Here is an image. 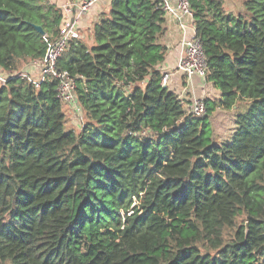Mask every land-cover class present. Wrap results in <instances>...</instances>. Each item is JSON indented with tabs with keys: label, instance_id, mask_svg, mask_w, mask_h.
<instances>
[{
	"label": "trees",
	"instance_id": "16d2710c",
	"mask_svg": "<svg viewBox=\"0 0 264 264\" xmlns=\"http://www.w3.org/2000/svg\"><path fill=\"white\" fill-rule=\"evenodd\" d=\"M188 1L219 92L202 117L160 83L159 0H110L92 44L57 59L78 129L55 80L0 84V263L264 264V0ZM62 21L47 0H0V69L42 58ZM215 108L234 111L226 140L211 138Z\"/></svg>",
	"mask_w": 264,
	"mask_h": 264
},
{
	"label": "built area",
	"instance_id": "2783aa9c",
	"mask_svg": "<svg viewBox=\"0 0 264 264\" xmlns=\"http://www.w3.org/2000/svg\"><path fill=\"white\" fill-rule=\"evenodd\" d=\"M52 2V0H47ZM98 0H69L62 6L63 21L59 35L52 40L44 54L38 60H33L18 71H4L0 69V84H4L11 75L26 79L38 88L47 79L56 81V95L60 101L69 105L82 121V113L76 99V82L67 71L59 70L57 59L66 50L73 39L82 38L79 23L83 15ZM165 15L170 16L182 31L181 53L173 70H162L161 85L177 95L185 111L193 116L202 117L206 113V101L212 100L209 86L212 83L206 79L207 63L199 38L195 35L192 11L188 0H159ZM190 32V35H188ZM32 66L36 74L28 72ZM215 92L218 90L215 88Z\"/></svg>",
	"mask_w": 264,
	"mask_h": 264
},
{
	"label": "crops",
	"instance_id": "0c3cea01",
	"mask_svg": "<svg viewBox=\"0 0 264 264\" xmlns=\"http://www.w3.org/2000/svg\"><path fill=\"white\" fill-rule=\"evenodd\" d=\"M68 1L69 0H52L51 3H54L58 7L62 8V6ZM237 2L238 4L234 5L233 1L223 0L222 6L226 11L237 13L242 9V0H237ZM109 3L110 0H98L81 18L79 23V29L82 35V39L84 40L86 45L92 44V26L98 18L99 14L108 11ZM165 16L166 31L164 32L161 38V42L166 47L167 51L164 61L160 65V68L162 70L171 71L176 66V62L181 53L183 34L177 23L173 20V18L167 15ZM189 22H192V20H189ZM188 35H190V32H188ZM28 64H30V62ZM22 68H24V66ZM27 70L28 72L36 74L35 69L30 65ZM69 108L71 107L67 105L68 112H65V121H68V127L78 129L80 122L77 119V115L75 113L73 115L69 111Z\"/></svg>",
	"mask_w": 264,
	"mask_h": 264
},
{
	"label": "rangeland",
	"instance_id": "374dc122",
	"mask_svg": "<svg viewBox=\"0 0 264 264\" xmlns=\"http://www.w3.org/2000/svg\"><path fill=\"white\" fill-rule=\"evenodd\" d=\"M230 1H233L234 5L238 4L237 0H230ZM209 91H212L211 98L216 99L217 92H215V87L212 88V86H209ZM62 106H63L64 112L66 111L68 112L67 105L62 103ZM241 108L242 107H240V109ZM69 111L74 115V110L72 108H69ZM208 118L210 121L211 130H212L211 138L216 141H222V140L228 139V137L232 134L233 129H234V111L224 110L221 108H215L210 113ZM68 126L69 124H68V121L66 120L65 129H67Z\"/></svg>",
	"mask_w": 264,
	"mask_h": 264
},
{
	"label": "water",
	"instance_id": "95a60500",
	"mask_svg": "<svg viewBox=\"0 0 264 264\" xmlns=\"http://www.w3.org/2000/svg\"><path fill=\"white\" fill-rule=\"evenodd\" d=\"M34 29L39 32L40 34H43L44 33V30L42 29L41 26L39 25H33Z\"/></svg>",
	"mask_w": 264,
	"mask_h": 264
}]
</instances>
